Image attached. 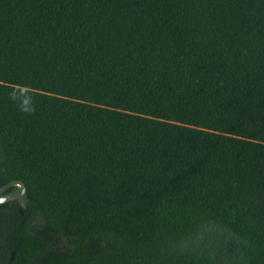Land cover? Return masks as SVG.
Wrapping results in <instances>:
<instances>
[{
    "label": "trees",
    "instance_id": "trees-1",
    "mask_svg": "<svg viewBox=\"0 0 264 264\" xmlns=\"http://www.w3.org/2000/svg\"><path fill=\"white\" fill-rule=\"evenodd\" d=\"M14 180L0 264H264V0H0Z\"/></svg>",
    "mask_w": 264,
    "mask_h": 264
},
{
    "label": "water",
    "instance_id": "water-1",
    "mask_svg": "<svg viewBox=\"0 0 264 264\" xmlns=\"http://www.w3.org/2000/svg\"><path fill=\"white\" fill-rule=\"evenodd\" d=\"M11 188L13 190L9 191ZM8 201H16L21 209L27 208L28 198L24 182L14 180L0 187V204Z\"/></svg>",
    "mask_w": 264,
    "mask_h": 264
}]
</instances>
